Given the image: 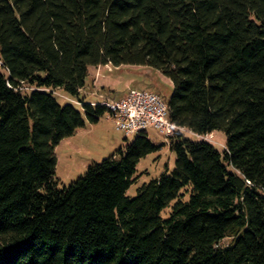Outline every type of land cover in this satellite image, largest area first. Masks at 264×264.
<instances>
[{
    "label": "trees",
    "instance_id": "1",
    "mask_svg": "<svg viewBox=\"0 0 264 264\" xmlns=\"http://www.w3.org/2000/svg\"><path fill=\"white\" fill-rule=\"evenodd\" d=\"M0 60V264H264V0H0ZM104 64L160 69L171 119L225 149L178 130L130 196L145 130L59 187L56 146L109 108L55 91Z\"/></svg>",
    "mask_w": 264,
    "mask_h": 264
},
{
    "label": "rangeland",
    "instance_id": "2",
    "mask_svg": "<svg viewBox=\"0 0 264 264\" xmlns=\"http://www.w3.org/2000/svg\"><path fill=\"white\" fill-rule=\"evenodd\" d=\"M2 64L0 60V65ZM3 69V68H2ZM86 79V89L79 96L68 94L63 88L55 91L62 103H74L78 108L79 97L85 101H104L119 99L131 88H149L161 93L167 99L173 93L174 83L160 69L146 65H100L90 66ZM27 88V87H25ZM30 89V88H29ZM118 96V97H117ZM84 100V99H83ZM85 125L78 128L73 136L63 138L55 148L58 164L55 170V179L59 187L68 186L79 177L86 174L89 165L94 162H102L103 159L116 154L122 147H126L136 137L135 134L127 136L116 128L115 120L109 112L103 113L98 122H91L85 117ZM148 135L157 145H161L157 151L150 152L137 165V178L128 194H137L138 188L152 178L160 177L169 169L172 171L176 164L177 154L171 149V140L159 133L154 127L148 128ZM187 137L194 140H202L200 136L190 129L183 130ZM213 141L214 146L223 151L228 138L224 131L217 130L213 134H206ZM207 139V140H208ZM171 207L163 210V216L168 217ZM229 238H224L222 243H228Z\"/></svg>",
    "mask_w": 264,
    "mask_h": 264
},
{
    "label": "built area",
    "instance_id": "3",
    "mask_svg": "<svg viewBox=\"0 0 264 264\" xmlns=\"http://www.w3.org/2000/svg\"><path fill=\"white\" fill-rule=\"evenodd\" d=\"M78 103L83 105L81 100ZM91 103L105 104L115 120L116 128L123 131L127 136L136 135L148 130L149 127H154L166 138L171 139L178 130L185 129L171 119L167 99L149 88H131L119 99H106L101 102L91 101ZM203 135L204 139H208L206 134Z\"/></svg>",
    "mask_w": 264,
    "mask_h": 264
},
{
    "label": "crops",
    "instance_id": "4",
    "mask_svg": "<svg viewBox=\"0 0 264 264\" xmlns=\"http://www.w3.org/2000/svg\"><path fill=\"white\" fill-rule=\"evenodd\" d=\"M85 89H86V87L83 88V89H81V92L84 91ZM117 97H118V96H117ZM112 99H114V98H112ZM115 100H116V98H115ZM86 101H87V99H86Z\"/></svg>",
    "mask_w": 264,
    "mask_h": 264
}]
</instances>
